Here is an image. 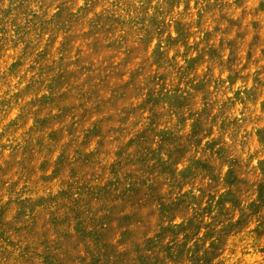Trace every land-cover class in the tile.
Returning <instances> with one entry per match:
<instances>
[{
    "label": "rangeland",
    "instance_id": "374dc122",
    "mask_svg": "<svg viewBox=\"0 0 264 264\" xmlns=\"http://www.w3.org/2000/svg\"><path fill=\"white\" fill-rule=\"evenodd\" d=\"M0 264H264V0H0Z\"/></svg>",
    "mask_w": 264,
    "mask_h": 264
}]
</instances>
